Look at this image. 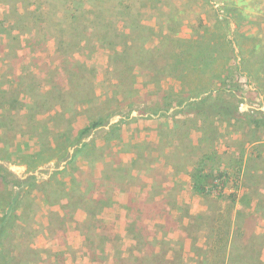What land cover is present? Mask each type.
I'll use <instances>...</instances> for the list:
<instances>
[{
  "label": "rangeland",
  "instance_id": "374dc122",
  "mask_svg": "<svg viewBox=\"0 0 264 264\" xmlns=\"http://www.w3.org/2000/svg\"><path fill=\"white\" fill-rule=\"evenodd\" d=\"M215 47L214 61L205 69L203 63L195 69L191 60L199 48H207L208 53ZM38 91L43 94L36 95ZM92 92L94 97H89ZM208 94L236 103L239 119L178 114L186 102ZM36 100L42 109L62 102L67 114L31 115L26 106ZM9 104L25 108L9 110ZM245 112L264 115V0H0V146L4 143L9 152L0 154L10 158L2 163L15 174L37 176L35 200L26 202L42 212L25 213L29 223L19 234L32 239L43 252L77 255V250H88L82 244L87 245V237L82 241L69 228L66 233L52 230L42 199L46 195L59 200L69 180L67 173L106 158L115 165L106 167L103 178L117 179L127 190L125 196L116 192L117 205L106 210L110 227L123 228L113 220L123 217L124 208L123 213L128 212L134 221H142L133 223L130 231L132 226L136 234L141 229L163 255L175 246V262L180 264L181 235L165 234L177 229L181 216L188 215L189 204L177 203L176 191L185 180L165 172L170 165L181 169L201 162L220 178H232L224 181L222 189L212 187L210 194L215 196L203 199L210 211L197 215L194 222L211 232L217 226L227 233V243L229 230L234 229L230 252L209 254L211 260L255 264V256L264 258V130L245 123ZM98 119L105 125L85 139L96 138L97 145L83 152L88 162L76 158L69 164L78 144L62 155L54 139L70 144L80 129ZM116 123L122 124L120 134L126 145L117 142L113 151L99 136L108 137L109 126ZM124 147L134 157L120 154ZM113 153L115 159H111ZM205 154L210 157L207 161ZM117 160L127 167L124 174L129 168L134 174L120 178L115 173ZM213 162L219 167H210ZM88 172L90 168L80 174L83 180L90 178ZM52 176L56 179L46 193L41 192ZM160 192L165 194L164 201ZM4 196L6 189L0 190V204L5 203L1 202ZM156 201H160V213L154 209ZM242 211L234 221L236 212ZM3 213L0 210V216ZM116 239L119 245L120 238ZM135 240H122L123 250L128 251L126 264L134 261L131 253L139 255L146 246ZM23 247L7 246L12 250L7 257L0 253V263L25 264ZM96 258L104 256L98 252ZM121 258L118 252L115 264H124Z\"/></svg>",
  "mask_w": 264,
  "mask_h": 264
},
{
  "label": "trees",
  "instance_id": "16d2710c",
  "mask_svg": "<svg viewBox=\"0 0 264 264\" xmlns=\"http://www.w3.org/2000/svg\"><path fill=\"white\" fill-rule=\"evenodd\" d=\"M219 43V42H218ZM210 45V44H208ZM206 49L199 48L197 53L194 54L193 59L191 62H193V67L197 69L200 67V65L203 63L205 69L209 66L210 63L214 61L215 58H213L214 51L217 50V48H213L210 52H206ZM200 58V59H199ZM204 61H202V60ZM175 60V59H174ZM177 59L174 61L176 64ZM180 66V65H179ZM192 67V68H193ZM228 68L225 70V73H228ZM177 76V75H175ZM227 76V74H226ZM52 86V85H51ZM5 89V88H4ZM230 90V89H229ZM6 91V89L4 90ZM63 89L60 90V94L62 93ZM234 93V95H237L236 90H230ZM22 93H27V91H22ZM43 94L41 91H38L36 95ZM89 97H94V92H92V95ZM37 99V97H36ZM20 103L19 101H17ZM88 102V101H86ZM55 105H59L61 109H57L56 106L50 107V108H44L42 109L43 104H41L39 101H34L33 104H29L26 106L27 110L31 113V115L36 116L40 113H51L52 111H55L54 115H62V117L66 116V110L64 106L62 105V102H57ZM21 108V109H20ZM25 107L24 105H18V106H11L9 104L8 109L9 110H23ZM179 113L184 114H192L196 116H203L204 118H210V117H221V118H234L239 119L241 116L239 106L232 102L231 100H225L223 98H213L211 94H208L206 96H198L194 98L193 100H190L186 102L184 105V108H182ZM240 115V116H239ZM243 119H245V123L253 125L256 128H261L264 130V115L255 117L252 114L245 112L242 116ZM50 120L54 121L55 116H50ZM105 125V121L102 119L94 120L89 125H86L80 131L78 132V135L74 138V140L70 144H65L64 141H58L57 139H54L56 141V148L62 152V155H64V152L68 150L72 145L78 144L75 148V151L73 155L69 158V164L73 163L74 160H76L77 156L87 157L83 155V152L87 148H97V145L95 143V138L92 139V141H86L85 139L92 135L93 131L102 126ZM120 126L119 123L113 124L111 128L110 133V139H112V135L114 134L118 137L121 136L120 134ZM69 133H64L65 136H67ZM110 147V146H109ZM112 148V146H111ZM113 150V149H112ZM8 152L7 146L3 143L0 146V153L1 152ZM90 151V149H89ZM87 153V151H86ZM208 155V154H207ZM115 159L114 153L112 154L111 159ZM3 158V156L0 154V190L6 189V197H2L1 202H5L4 204H0V210H3L4 213L0 216V253H3L4 257L8 256L9 251L12 249H7V246L13 245V244H21L24 246V257H26L27 260H24L25 264H39L44 263L45 261H48L50 264H67L66 257L64 256V252H57L51 254L48 252V257L44 258V252L33 246L34 241L28 240L27 236L23 234H19L21 230H23L22 226L28 224L29 222L24 219L25 213L32 215L36 214L38 207H36V204L32 202H26V200L30 199L35 200L33 193L38 188L37 184V176L35 174H29L26 176H18L15 174L8 166L4 165L2 163L5 160H9ZM118 166H115V173L119 172L120 178H127L132 175L133 168H129V172L127 174L125 173L126 166L123 165V162L117 160L116 161ZM115 162V163H116ZM110 164L115 165L113 162H107L106 165L110 166ZM112 165V166H113ZM111 166V167H112ZM203 168L202 167H198ZM114 169V168H113ZM80 171L79 168H75V172ZM81 175H84L83 171H80ZM80 175V176H81ZM56 176H52L50 180H48L44 186L42 187V190L47 191L50 187L51 182L55 180ZM119 178V179H120ZM93 176L90 175V178H85V180L78 177L75 180V184L77 183L78 186L71 192V195L69 196L68 203L63 206L64 207V215H60L59 212H52V222L54 221V224L52 226V230H55L56 232L65 233L66 230V218L72 217L73 213L77 211L78 209H82L87 211L91 216H94L95 220L94 222H84L83 224V233H85L87 237V247H88V255L92 259H96L97 253H101L105 255V243L110 238H118L119 234H114L113 227H110L107 224H103L101 218H98L97 215L99 214V210L101 207L106 206V201L102 199L101 197L94 198L93 197ZM116 184H120L117 179L113 180L110 179ZM103 181V179H102ZM204 180L202 178L197 179V184L195 185V188L198 191H206V189L203 186ZM105 185V184H104ZM125 187V184H123ZM79 186L84 187L85 189L83 191L79 190ZM207 192L210 194V190H207ZM46 193V192H45ZM207 193V194H208ZM109 197V195H107ZM49 198V197H48ZM154 209L156 211L160 210V201L154 202ZM29 206H31V210L29 209ZM128 209H130L128 207ZM159 212V211H158ZM244 211L238 212L237 215H241ZM160 213V212H159ZM251 217L254 216L253 214H250ZM24 217V218H23ZM56 221V222H55ZM138 220L134 221L135 225H139L140 222ZM33 223L37 224L35 219H33ZM236 224V222H235ZM132 226V231H129L132 233L134 239L141 240L145 246L143 250H139V255H134L131 253V257L134 260L131 262V264H144V261L146 264H171L170 260L166 255H163V253H159V251L156 249V245L154 243V240L144 236L141 232V229L138 230L139 232L136 234V228ZM241 228V226L239 227ZM131 230V229H130ZM85 231V232H84ZM130 233V234H131ZM258 235V234H257ZM259 236V235H258ZM235 237V236H234ZM9 248V247H8ZM262 253V252H261ZM256 257L255 264H264V260L261 258V255ZM102 260V258H98ZM124 260V264H126V260L124 257L121 258ZM153 260V262H152ZM0 264H11L10 262L6 263H0ZM14 264V263H12Z\"/></svg>",
  "mask_w": 264,
  "mask_h": 264
},
{
  "label": "crops",
  "instance_id": "0c3cea01",
  "mask_svg": "<svg viewBox=\"0 0 264 264\" xmlns=\"http://www.w3.org/2000/svg\"><path fill=\"white\" fill-rule=\"evenodd\" d=\"M57 109H61V107L59 105L56 106ZM55 112V111H52ZM67 114V113H66ZM181 114V113H178ZM178 114H175V117H178ZM80 115V114H79ZM186 116L190 117L193 116L192 114H185ZM80 118V117H79ZM113 125V124H112ZM109 126V132L111 133V126ZM120 129L122 127V124H119ZM99 128V127H98ZM161 128V127H160ZM119 129V131H120ZM90 138L92 137L89 136ZM101 139H103L105 142V144H109V146H112V149L114 151V147L117 149V142L119 143V145H121V147L125 146V141L122 140L121 136L115 137V136H111L112 139H110V134L108 135V137H105L103 135L99 136ZM88 138V137H87ZM164 140V136L162 135V132L160 131V141ZM166 141V140H165ZM168 145H171L170 141H168ZM95 143H96V138H95ZM162 143V142H160ZM99 147V146H98ZM169 147L167 146L165 149H168ZM122 152H120V154H132L133 157L135 155L134 152H130L129 149H127L126 147L123 148V150H121ZM204 156H206L205 160H209V155L205 154ZM76 158H83V162H88L86 161L85 157L82 156H77ZM109 159L103 158V159H99L97 161L94 162L93 167H90L89 165L87 166H81L82 169L80 171H83L84 174L87 173V171H89V168L91 169L90 175L93 176V187L94 190L92 192L93 197L96 199L98 197H101L102 199H104L106 201V206H102L101 209L99 210V214L97 215L98 218H101L103 224H108L109 223V219L106 216V210L109 209L110 207H112V205L116 204L117 205V201H114L115 198V193L118 191H121L123 194L122 195H127V190L126 188L123 190L122 189V185L120 184H116L113 181L109 180L106 181L103 177L106 176L105 173V169L108 165H106ZM204 160V161H205ZM11 164V161H10ZM217 164L219 163H215L213 162L209 164L210 167H219L217 166ZM205 165V163H204ZM67 167V166H66ZM198 167H202V163L199 162L198 164H195L194 166L189 165L188 167L185 168H181L179 169L178 166L175 165H170L169 169H166L167 174H171L172 172H175V177L176 179H178L179 177L182 178L183 180H185L184 182H182L181 186L179 185L180 188H178V191H176L177 193V203H181V201L183 202V204L188 205L189 204V211H188V215H184L181 216V223L178 225L177 229L175 230H169L166 234L165 237H171L172 233L181 235L178 237L182 238L183 241V247L182 250H180L182 252V258L180 259V264H214L213 263V259L211 260V256L209 254L212 253H229L230 252V248L232 245V238L234 237V229L232 227V230L230 229V242H228V238H227V233L222 234L221 231L218 229L217 226H215L213 228V232L207 230L208 228H205V226H196L194 224L195 219L197 217V215H199L200 213H204L206 211H210V206H208L204 201V197H213L215 195L213 194H209L207 192V190H212L213 186L217 185V180H219V176L215 173H212L213 170L210 168H199ZM97 168H99V171H97ZM64 173V172H62ZM80 172H74V173H67V178H69V180L66 181V184L64 185V193L63 192V196L60 197L59 200H52L51 198L49 199L48 196L45 195L46 199H42V203L46 204L47 206V211H46V222H48V224H51V228L54 224V221L52 222V212H59L60 215H64V207L67 203H68V199L69 196L71 195V192L73 189V185L76 186L75 184V180L79 177ZM105 173V174H104ZM239 173V172H238ZM134 174V169L132 171V175ZM242 174V173H240ZM244 176V173L242 174ZM21 176V175H18ZM198 178H202V180H204V188L206 189V191H198L195 188V185L197 184V179ZM103 179V181H102ZM107 188H104V185ZM78 186V184H77ZM85 188L82 186H79V190L83 191ZM110 193H112V195L107 191H110ZM165 190V189H164ZM40 191L42 192V189H40ZM44 191V190H43ZM208 193V194H207ZM186 194V197H180L181 195ZM109 195V197L107 196ZM128 198L129 194H128ZM165 200V194L160 192V201H164ZM188 203V204H187ZM55 209V210H52ZM124 209V208H123ZM123 209H122V215L121 219L118 217L114 218L113 222L116 221L117 227H119V224L123 225V228L119 230H117V228L115 226L112 225L114 233H120V241L121 243L119 244L121 246L116 244L118 243V240L116 238H110L108 239V241L105 243V255L102 254L104 256V259L100 260L98 258L96 259H92L86 249H88L87 245H84V242L82 243L83 246L86 248H84L86 251H81V250H77V255H73L72 252L69 253H65L66 256V262L67 264H115L116 260H117V253L119 252L121 254L122 257H124V255H126L125 253H127L128 251H124V247L122 246V240L123 241H129L132 240V242L136 241L135 239H133L129 233L131 225L134 223V219L133 217H130V215L128 214V212L123 213ZM173 209V207H172ZM171 209V210H172ZM178 208L174 209L177 210ZM209 209V210H208ZM173 210V211H174ZM172 211V212H173ZM203 211V212H202ZM38 212H42V210L39 208ZM37 212V214H38ZM49 213H51L49 215ZM237 213L234 215L233 220L235 221V218L237 217ZM36 214V216H37ZM220 214L219 212H217V215ZM35 216V219H36ZM164 216V215H163ZM123 218H125L123 220ZM218 218V216L215 217V220ZM159 218H157L156 220H158ZM37 220V219H36ZM95 218L94 216H91L87 211L82 210V209H78L77 211H75L72 215V217H67L66 218V229L69 228L70 231L75 232L76 234H78V237H80V239L83 241L84 238H86L85 233H83L82 229H83V224L84 222L90 221L91 223L94 222ZM163 220V219H162ZM72 224V227H70L69 225ZM220 231V233H219ZM67 231L65 230V233ZM85 232V231H84ZM59 233H62L59 232ZM226 235V236H225ZM82 244H78V246L81 247ZM174 245V244H172ZM34 247L39 248L38 246H35V243L33 244ZM109 246H111L112 248H109ZM41 247V246H40ZM40 249V248H39ZM76 249V247H75ZM81 249V248H80ZM111 249V250H109ZM181 249V248H180ZM51 251V250H50ZM48 250H46L44 252L43 257L46 258L48 257V252H50ZM176 252H177V248L175 246L170 247V249L168 250V259L170 260L171 264H177L175 262V258H176ZM189 252L188 256H190L188 259L185 258V256L187 255V253ZM51 254L52 251L50 252ZM131 253V252H130ZM129 253V254H130ZM192 255V256H191ZM210 256V257H208ZM262 258V256H261ZM264 260V258H262ZM40 264V263H39ZM179 264V263H178ZM220 264H229V260L228 258L224 261H221Z\"/></svg>",
  "mask_w": 264,
  "mask_h": 264
},
{
  "label": "built area",
  "instance_id": "2783aa9c",
  "mask_svg": "<svg viewBox=\"0 0 264 264\" xmlns=\"http://www.w3.org/2000/svg\"><path fill=\"white\" fill-rule=\"evenodd\" d=\"M242 174H238V177L242 178ZM228 177L227 176H223L222 178H219V180H217V188L222 189L223 185H224V181L226 182V179ZM228 179H232V178H228Z\"/></svg>",
  "mask_w": 264,
  "mask_h": 264
}]
</instances>
